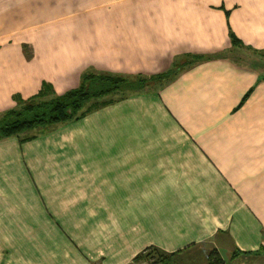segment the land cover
<instances>
[{"label": "crops", "instance_id": "0c3cea01", "mask_svg": "<svg viewBox=\"0 0 264 264\" xmlns=\"http://www.w3.org/2000/svg\"><path fill=\"white\" fill-rule=\"evenodd\" d=\"M234 38L264 52V0H0V114L45 83L62 94L85 72L151 76L204 57L0 140V264H131L149 247L164 264L213 250L264 264V78L221 57Z\"/></svg>", "mask_w": 264, "mask_h": 264}, {"label": "trees", "instance_id": "16d2710c", "mask_svg": "<svg viewBox=\"0 0 264 264\" xmlns=\"http://www.w3.org/2000/svg\"><path fill=\"white\" fill-rule=\"evenodd\" d=\"M233 46L240 42L233 39ZM264 53V52H262ZM183 63H177L160 74L151 76H126L109 72H85L82 74L77 87L67 90L62 94H56L47 83L33 97L20 102L0 114V140L9 137H18L20 142H26L36 138V133L49 131L59 125L75 122L89 113L109 105L114 99L101 100L102 98L115 95L124 98L130 93L143 91L149 82L165 84L176 77L184 69L186 64H193L203 56H188ZM192 58V59H191ZM130 77L136 80L129 81ZM153 87V86H152ZM248 94L245 96V98ZM242 100L241 104L244 102ZM153 251L158 254V259L165 262L166 255L157 248H146L144 252ZM208 264H224L217 251H212L208 256Z\"/></svg>", "mask_w": 264, "mask_h": 264}, {"label": "rangeland", "instance_id": "374dc122", "mask_svg": "<svg viewBox=\"0 0 264 264\" xmlns=\"http://www.w3.org/2000/svg\"><path fill=\"white\" fill-rule=\"evenodd\" d=\"M221 57H224L225 59L231 61L234 65H237L240 67L246 66V68H252V69L256 70L257 72H259L262 75L261 77L264 78V53H258V52L249 50L247 48H243L241 46L234 45L231 48L225 50L223 52V54H221ZM128 80L133 81V80H136V78L130 77ZM156 85L157 84L153 83V81L149 82V84H148V86H150V87L156 86ZM251 92H252V89L249 90L246 93V95L247 94L249 95ZM114 97H115V95H111L109 97L102 98L101 100H106V98L111 99ZM201 249H203V248H201ZM201 249H198V250H201ZM195 252H194V254H195ZM196 254L200 255L199 253H196ZM158 258H159L158 254L156 252H153V251L148 252L147 251V252H144L139 257V259L133 261L131 264H139V263L144 262V261L145 262H153L154 261L157 264H164ZM204 262L205 261L203 259H199L197 257V260L194 262V264H204ZM224 264H225V262H224Z\"/></svg>", "mask_w": 264, "mask_h": 264}, {"label": "built area", "instance_id": "2783aa9c", "mask_svg": "<svg viewBox=\"0 0 264 264\" xmlns=\"http://www.w3.org/2000/svg\"><path fill=\"white\" fill-rule=\"evenodd\" d=\"M139 264H157V263L154 262V261H153V262H145V261H144V262H141V263H139Z\"/></svg>", "mask_w": 264, "mask_h": 264}]
</instances>
